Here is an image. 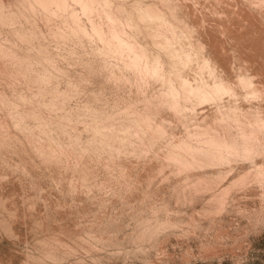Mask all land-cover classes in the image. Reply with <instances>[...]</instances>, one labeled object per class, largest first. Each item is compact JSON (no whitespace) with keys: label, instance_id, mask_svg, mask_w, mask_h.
Here are the masks:
<instances>
[{"label":"rangeland","instance_id":"obj_1","mask_svg":"<svg viewBox=\"0 0 264 264\" xmlns=\"http://www.w3.org/2000/svg\"><path fill=\"white\" fill-rule=\"evenodd\" d=\"M248 117L264 0H0V264H264Z\"/></svg>","mask_w":264,"mask_h":264},{"label":"bare ground","instance_id":"obj_2","mask_svg":"<svg viewBox=\"0 0 264 264\" xmlns=\"http://www.w3.org/2000/svg\"><path fill=\"white\" fill-rule=\"evenodd\" d=\"M87 3V2H86ZM89 4V3H88ZM90 5V4H89ZM89 5H88V7H89ZM87 6V4L84 6V7H86ZM87 7V8H88ZM172 35H173V33H172ZM175 35V34H174ZM173 35V36H174ZM163 37V36H162ZM175 38V37H174ZM165 39V38H164ZM170 39V38H169ZM168 39V40H169ZM171 39H172V37H171ZM120 40V39H119ZM171 41V40H170ZM170 41H168L167 43H169V45H170ZM119 42V41H118ZM122 41H120V43H121ZM165 42V41H164ZM163 42V43H164ZM120 43H118V45H120ZM124 43V42H123ZM123 43H122V45H123ZM125 43H127V42H125ZM124 43V44H125ZM166 43V44H167ZM177 43V42H176ZM128 44V43H127ZM126 44V45H127ZM179 44V43H178ZM181 44V43H180ZM184 44V43H183ZM182 44V45H183ZM116 45V44H115ZM117 45V46H118ZM121 46V45H120ZM124 47H127V46H125V45H123ZM122 47V46H121ZM123 47V48H124ZM128 47H130V45H128ZM176 47V46H175ZM185 48V47H184ZM187 48V47H186ZM185 48V49H186ZM119 49H121L120 47H119ZM125 49H127V48H125ZM176 49V48H175ZM128 50H129V48H128ZM181 51V50H180ZM185 51H187V50H185ZM185 51H182L183 53H182V55L183 54H185V56H186V59L188 60L189 59V56H191L192 54H188L187 52H185ZM187 53V54H186ZM190 53H191V51H190ZM181 55V54H180ZM179 56V55H178ZM185 56H183V57H185ZM133 57L135 58V55H133ZM137 58V57H136ZM139 59V58H138ZM185 59V58H184ZM134 60V59H133ZM155 60V59H154ZM190 60V59H189ZM132 61V60H131ZM135 61H136V59H135ZM137 62H139V60H137ZM155 62H156V60H155ZM183 62H185V60H183ZM187 62V61H186ZM208 62V61H207ZM132 64H133V62H131ZM189 63V62H188ZM135 65H136V63H134ZM186 64V63H185ZM138 65V64H137ZM150 65V64H149ZM207 65H209V64H207ZM142 66H144L145 67V64L144 65H142ZM181 66V65H180ZM206 66V65H205ZM190 67V66H189ZM209 67H210V65H209ZM149 68V67H148ZM147 68V69H148ZM150 68H151V66H150ZM155 68V69H154ZM154 68H151L152 70H153V72H155L156 71V66H154ZM159 68V67H158ZM147 69H146V71H145V69L143 70V67H142V70L143 71H145V72H147ZM150 69V74H152V70ZM200 69V68H199ZM155 70V71H154ZM159 70V69H158ZM202 71V70H201ZM158 72V71H157ZM209 72V71H208ZM144 73V72H143ZM224 73V72H223ZM146 74V73H145ZM148 75V74H147ZM221 77V76H220ZM222 78V77H221ZM241 78V77H240ZM183 79V78H182ZM246 80V79H245ZM245 80H243V82H245ZM204 81H206V80H204ZM211 81V80H210ZM213 81V80H212ZM181 83V82H180ZM205 84H206V82H205ZM240 84V83H239ZM245 84V83H244ZM192 85V84H191ZM231 85L232 84H229L226 80H224V79H218V77H217V81L216 82H213V84H212V86L211 85H209V86H211V92L212 91H214L216 94H217V92H218V95H219V92H224V91H227V92H230V91H233L232 90V87H231ZM242 85V84H241ZM179 86V85H178ZM180 88V87H179ZM182 88V87H181ZM192 91H191V90ZM210 89V88H209ZM209 89H206V87L204 86L203 87V85L202 84H196V85H194L193 87H189V90L191 91V92H195L196 94L195 95H198L197 97H199L200 99H205V98H208V100H209V97H207V96H210V94H212V93H210L209 94V92H210V90ZM180 90H182V89H180ZM182 91H184L185 92V90H182ZM190 91H188V92H190ZM188 92H186V93H188ZM189 94V93H188ZM191 94V93H190ZM194 94V93H193ZM212 96V95H211ZM210 96V97H211ZM217 98V97H216ZM200 99H199V102H201V101H203V100H201L200 101ZM213 99V98H212ZM211 100V99H210ZM228 100V99H227ZM234 100V99H233ZM206 101V100H205ZM230 109V108H229ZM233 110H234V108H232ZM231 111V110H230ZM233 112L234 111H232V114H233ZM227 113L229 114V112L227 111ZM254 113V112H253ZM225 114V113H224ZM227 114V115H228ZM241 114V113H240ZM237 115V114H236ZM223 116V115H222ZM221 116V117H222ZM234 116V115H233ZM233 116H231L232 118H233ZM219 117V116H218ZM230 117V116H229ZM242 117V116H241ZM235 118H237V117H235ZM257 118V117H256ZM221 119V118H220ZM225 119V118H224ZM239 119V118H238ZM238 119H234V120H237L238 121ZM217 120H218V118H217ZM243 120H244V118H243ZM246 120V123L245 124H247V128L248 129H243V128H241V131H240V137H239V140L241 141V143H240V146L242 145V147L240 148L241 149V151L243 150H252V148H254V147H256L257 148V146L258 145H260V143H259V138H258V136H257V131H259L260 129H261V127H263V125H261V124H255V122H252L251 121V119L248 117V118H246L245 119ZM244 120V121H245ZM253 121H254V119H253ZM257 121V120H256ZM259 123V122H258ZM213 124H214V122H213ZM239 124H240V122H239ZM210 125V124H209ZM244 125V124H243ZM241 126H242V124H241ZM245 126V125H244ZM208 127V126H207ZM211 127V126H210ZM245 127V128H246ZM213 129V128H212ZM217 129V128H216ZM243 129V130H242ZM211 130V129H210ZM207 132V131H206ZM210 132V131H209ZM209 132H208V134H209ZM219 132V131H218ZM205 133V132H204ZM215 132H213L212 134L213 135H207V138H206V142H208L207 144H210V146H212L213 147V149L215 148V150H217V151H219V152H227V153H230V152H232L230 155H232L233 154V152H236L237 153V151H239V148L238 147H240L238 144H237V142H236V137H235V139H233V140H230V139H232V138H230L229 137V139H228V135H227V133H225V132H223V134L222 135H218L217 133V135H215L214 134ZM261 135V134H260ZM231 136V135H230ZM261 137V136H260ZM239 140H237V141H239ZM263 140V139H262ZM205 142V143H206ZM262 144V143H261ZM238 146V147H237ZM238 149V150H237ZM254 151H255V148L253 149ZM257 150V153L256 154H258V149H256ZM242 151V152H243ZM261 151V150H260ZM242 152H240V153H242ZM254 153V152H253ZM243 154L245 155V153L243 152ZM250 154V153H249ZM249 154H247V155H249ZM228 155V154H227ZM237 155V154H236ZM239 155V154H238ZM251 155H254V154H251ZM224 156H226V155H224ZM232 156H234V155H232ZM260 173V172H259ZM262 175V174H261ZM260 175V176H261ZM261 177H263V176H261Z\"/></svg>","mask_w":264,"mask_h":264}]
</instances>
